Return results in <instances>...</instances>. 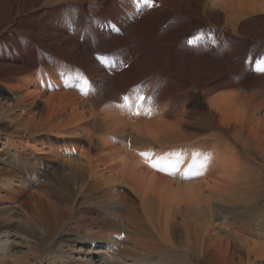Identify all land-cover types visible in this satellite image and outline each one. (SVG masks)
<instances>
[{"label": "bare ground", "instance_id": "bare-ground-1", "mask_svg": "<svg viewBox=\"0 0 264 264\" xmlns=\"http://www.w3.org/2000/svg\"><path fill=\"white\" fill-rule=\"evenodd\" d=\"M155 1L0 0V264H264V0Z\"/></svg>", "mask_w": 264, "mask_h": 264}, {"label": "rangeland", "instance_id": "rangeland-1", "mask_svg": "<svg viewBox=\"0 0 264 264\" xmlns=\"http://www.w3.org/2000/svg\"><path fill=\"white\" fill-rule=\"evenodd\" d=\"M220 42V43H219ZM217 44H214V43H212L211 44V48H218V50L220 51V53L222 54V51H223V55H226V56H228V55H230L231 54V56H234L235 58H239V57H245V55H246V50L244 49V48H241V49H235V48H233V47H231V44L230 43H228V42H226L224 39H221V41H219ZM225 44L227 45V46H225ZM217 45V47H215ZM219 46V47H218ZM227 47V48H226ZM228 49V50H227ZM211 50V49H210ZM225 50V51H224ZM227 50V51H226ZM236 51V52H235ZM239 51V52H238ZM225 53V54H224ZM228 53V54H227ZM239 54V55H238ZM243 55V56H242ZM216 56V55H215ZM217 57V56H216ZM129 63H132V60L129 62ZM128 63V64H129ZM231 63H233V64H235V65H237V67L240 69V70H245L246 72H244L243 70H242V72H244V73H242L241 72V77H242V74L244 75H246V73H247V75H251V76H255L254 74H252V73H250V72H248L247 71V69L245 68V66L244 65H246L247 64V62H238L237 60H232L231 61ZM59 75H62V71L61 72H59ZM241 77H240V79H241ZM247 77V76H246ZM65 78V77H64ZM63 78V79H64ZM68 81V80H67ZM69 82V81H68ZM73 81L71 80V83H72ZM70 83V84H71ZM66 85H64V86H62V87H52V88H54V89H52V88H50L48 91H47V95L48 94H50V93H57V94H63L64 92H67L69 89H68V87L66 88L65 87ZM69 86V85H68ZM137 87V86H136ZM71 88V87H70ZM72 88H74V87H72ZM5 89H8V87H5ZM241 92L242 93H244V92H246L247 90H246V87H241ZM245 90V91H244ZM23 92V91H22ZM195 100H197L196 98H195ZM114 104H116L117 105V101H115L114 102ZM197 104H199V102L198 103H195V105H193V109L194 108H196V107H198L199 105H197ZM122 105L123 106H125V104H123L122 103ZM41 106H42V104H41ZM178 106H179V108L181 107V103L179 102V104H178ZM185 106V105H184ZM131 116H133V115H131ZM7 125V124H6ZM0 130H2L1 131V133L2 134H8L9 132H11L12 131V129H8L7 130V128H6V126H4V125H0ZM4 136V135H3ZM83 143V144H82ZM81 143V141H79V144H81L82 146H84L85 145V143L84 142H82ZM4 142L3 143H1L0 144V147H3L4 145ZM39 184H42L41 182L39 183ZM35 187H37L38 186V183H36V185H34ZM122 191L125 193V194H128L129 192H128V190H123L122 189ZM263 204V205H262ZM262 207H261V206ZM256 206H260V207H251V208H247V209H249L247 212H245L244 214H241V215H238L236 218L234 217V216H231V218H229L230 216H227V218H224V220H223V223H225V224H230V226H234V227H236V228H238V229H241V230H243V231H247L248 233H254V232H257V229H259L261 226H263L264 225V223H262V221L264 222V196H263V198H262V202H260V204H258V205H256ZM237 220V222H235V220ZM235 222V223H234ZM228 231L226 230V229H221V233H222V235H227L228 233H227ZM88 250V251H92V252H94V251H96V250H98L99 249V247L97 246V247H94V246H85V250Z\"/></svg>", "mask_w": 264, "mask_h": 264}]
</instances>
